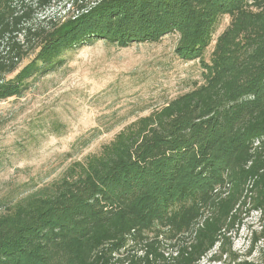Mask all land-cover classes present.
Segmentation results:
<instances>
[{"label":"trees","instance_id":"obj_1","mask_svg":"<svg viewBox=\"0 0 264 264\" xmlns=\"http://www.w3.org/2000/svg\"><path fill=\"white\" fill-rule=\"evenodd\" d=\"M64 2L0 0V100L88 40L126 47L176 32L175 54L197 59L202 80L5 204L0 264H197L216 244L212 264H264V247L259 262L231 251L243 214L264 211V0H67L46 14Z\"/></svg>","mask_w":264,"mask_h":264},{"label":"rangeland","instance_id":"obj_2","mask_svg":"<svg viewBox=\"0 0 264 264\" xmlns=\"http://www.w3.org/2000/svg\"><path fill=\"white\" fill-rule=\"evenodd\" d=\"M66 2L46 14H63ZM228 21L226 15L219 19L204 52L206 61ZM177 39L172 32L158 42L126 47L85 41L65 51L56 70L29 79L22 96L0 100V211L67 168L85 163L138 117L199 83L200 63L175 54ZM263 228L264 211L248 210L231 234V251L240 260L259 262L264 238L254 242L253 237ZM139 246L129 251L140 254ZM169 252L166 247L165 254ZM215 253L217 244L197 264H212L209 256Z\"/></svg>","mask_w":264,"mask_h":264}]
</instances>
